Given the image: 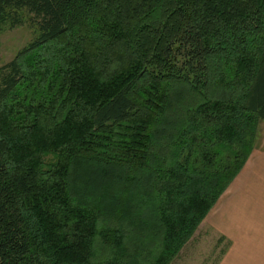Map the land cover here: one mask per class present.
I'll use <instances>...</instances> for the list:
<instances>
[{"label": "trees", "instance_id": "1", "mask_svg": "<svg viewBox=\"0 0 264 264\" xmlns=\"http://www.w3.org/2000/svg\"><path fill=\"white\" fill-rule=\"evenodd\" d=\"M25 17L0 264H174L264 122V0H0V31Z\"/></svg>", "mask_w": 264, "mask_h": 264}, {"label": "crops", "instance_id": "2", "mask_svg": "<svg viewBox=\"0 0 264 264\" xmlns=\"http://www.w3.org/2000/svg\"><path fill=\"white\" fill-rule=\"evenodd\" d=\"M201 228L222 238L216 264H264V145L253 147Z\"/></svg>", "mask_w": 264, "mask_h": 264}, {"label": "rangeland", "instance_id": "3", "mask_svg": "<svg viewBox=\"0 0 264 264\" xmlns=\"http://www.w3.org/2000/svg\"><path fill=\"white\" fill-rule=\"evenodd\" d=\"M24 19L23 25L15 28L5 27L0 31V67L12 60L16 53L32 40L33 29L29 26L26 17ZM261 145H264V123L260 125L255 146ZM220 198L221 196L218 201ZM215 206L210 210V213ZM218 239L219 237L210 228L209 232L205 233L200 224L189 241L190 243L188 242L181 249L174 264H215L220 256V250L223 248L221 244L217 246Z\"/></svg>", "mask_w": 264, "mask_h": 264}]
</instances>
